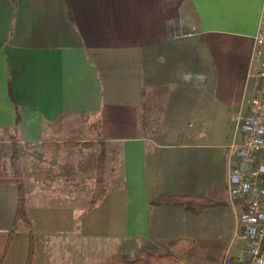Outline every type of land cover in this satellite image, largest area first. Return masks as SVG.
<instances>
[{"label":"crops","instance_id":"obj_1","mask_svg":"<svg viewBox=\"0 0 264 264\" xmlns=\"http://www.w3.org/2000/svg\"><path fill=\"white\" fill-rule=\"evenodd\" d=\"M263 3L0 0V155L18 142L32 232L0 184V264H106L171 241L240 255L229 147L254 104Z\"/></svg>","mask_w":264,"mask_h":264},{"label":"built area","instance_id":"obj_2","mask_svg":"<svg viewBox=\"0 0 264 264\" xmlns=\"http://www.w3.org/2000/svg\"><path fill=\"white\" fill-rule=\"evenodd\" d=\"M254 62L262 94L240 125L241 141L229 147L228 197L236 210V234L245 242L240 255L227 253L223 264H264V3L255 38Z\"/></svg>","mask_w":264,"mask_h":264},{"label":"trees","instance_id":"obj_3","mask_svg":"<svg viewBox=\"0 0 264 264\" xmlns=\"http://www.w3.org/2000/svg\"><path fill=\"white\" fill-rule=\"evenodd\" d=\"M7 158V160H6ZM6 158L0 155V184H15L19 189L18 208L15 219L16 227H23L31 234V226L27 217L25 170L20 157V149L17 141L7 149ZM8 162V163H7ZM101 195L100 190L94 194L93 202ZM155 203L176 204L186 209L199 213L210 204L198 196L181 197L171 194H163ZM32 235V234H31ZM190 241H171L167 243L168 251L140 250L132 259L120 258L106 264H189L192 262L195 251ZM31 259V254H30ZM30 262H28L29 264Z\"/></svg>","mask_w":264,"mask_h":264},{"label":"rangeland","instance_id":"obj_4","mask_svg":"<svg viewBox=\"0 0 264 264\" xmlns=\"http://www.w3.org/2000/svg\"><path fill=\"white\" fill-rule=\"evenodd\" d=\"M255 71L257 73L259 72L258 64L256 65ZM261 94H262V85L260 81L257 78L252 79L249 90H248V94H247V105L250 106L253 103H255L260 98ZM232 240H233V237L231 238V242ZM206 245L207 244L205 243H198L193 253V258H192L193 260L190 264H221L220 263L222 261L221 249L207 250V249H204ZM158 250L161 252L168 251L166 247H164L163 249L162 248L158 249Z\"/></svg>","mask_w":264,"mask_h":264}]
</instances>
